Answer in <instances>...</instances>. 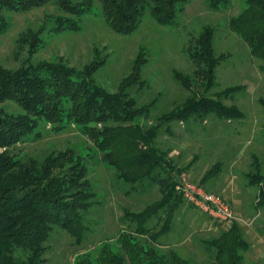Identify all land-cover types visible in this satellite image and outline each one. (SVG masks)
<instances>
[{
  "label": "trees",
  "instance_id": "1",
  "mask_svg": "<svg viewBox=\"0 0 264 264\" xmlns=\"http://www.w3.org/2000/svg\"><path fill=\"white\" fill-rule=\"evenodd\" d=\"M190 1L99 0V14L115 33L130 35L139 29L147 15L161 25L178 28V16L185 12ZM231 3V0H206L207 7L214 11L229 9ZM47 4L56 5L62 13L51 21L53 34L81 31L83 17L92 13L94 7L93 0H0V35L11 28L6 13L29 12ZM229 26L246 41L251 55L264 63V0H246ZM43 33L41 27L17 39L18 54L20 48L29 47L30 58L22 68L11 71L0 65V264H47L46 243L56 227L68 232L75 245H82L92 226L89 215L95 192L89 171L92 161H96L94 155H100L101 162L115 171L117 180L131 185L132 191L149 181L159 187L162 198L141 212H126L122 223L130 225L122 228L116 239L119 251L105 244L77 264H190L178 253L157 246L172 231L175 213L186 201L175 189L174 174L180 169L174 168L168 154L155 141L163 125L178 120H206L210 115L230 121L244 118L235 105L224 103L240 87L212 94L217 85V68L226 58L216 53V30L205 26L186 49L197 67L195 75L174 76L188 90L193 84H200L203 94L197 97L195 94L196 98H189L183 107L163 114L158 118L159 125L150 128L139 121L152 116L155 102L140 106L130 92L135 87L138 90L147 87L141 76L149 61L145 51H140L132 72L121 81L118 90L109 92L94 79L107 62L98 51L94 60L82 69L63 59L33 64L30 59L42 47ZM7 103L16 104L21 111H8ZM260 104L264 108V99ZM45 124L54 133L77 129L90 141L91 153L84 156L68 148L37 159L11 152L20 143L40 138V129ZM161 214L163 225L156 230L151 223ZM208 248L214 251L210 264H239L242 260L239 252L248 249V244L234 224L211 240Z\"/></svg>",
  "mask_w": 264,
  "mask_h": 264
},
{
  "label": "rangeland",
  "instance_id": "2",
  "mask_svg": "<svg viewBox=\"0 0 264 264\" xmlns=\"http://www.w3.org/2000/svg\"><path fill=\"white\" fill-rule=\"evenodd\" d=\"M245 1L231 0L229 9L214 11L207 7L206 0H191L185 12L178 16V28L161 25L147 15L139 29L130 35L117 34L110 28L99 14V0H93L92 13L83 17L81 31L50 33L52 19L62 13L56 5L47 4L29 12L6 13L11 28L0 35V65L11 71L22 68L30 58L28 46L17 53V39L29 30L38 31L41 27L44 28L43 45L31 56L33 64L63 59L82 69L94 60L98 51L100 58L106 57L107 62L94 79L109 92L118 90L121 81L132 72L140 51H145L149 61L141 76L147 81V87L141 90L135 87L130 92L140 106L155 102L152 116L139 121L143 127L150 128L159 125L158 118L163 114L181 108L189 98L203 94L200 84H193L188 90L174 76L176 73L195 75L197 67L186 49L205 26L216 30V53L226 58L217 68V85L212 94L240 87L233 98L224 103L235 105L244 113V118L230 121L210 115L206 120H178L163 125L155 141L168 154L174 168L180 169L174 174L179 195L182 196L177 183L185 175L188 182L224 198L234 212L232 221L222 222L187 202L180 206L172 231L163 236L157 246L163 251L178 253L190 264H210L214 251L208 248V243L234 224L248 244V249L239 252L242 258L239 264H264V108L260 104L264 99V63L251 56L246 41L229 26L230 20L241 13ZM5 108L15 113L21 111L14 103H7ZM40 131V138L20 143L11 152L37 159L68 148L84 156L91 153L88 138L73 127L54 133L45 124ZM94 156L96 161H92L89 171L95 192L94 207L89 215L91 232L82 245L77 246L68 232L54 228L46 243L47 264H77L79 259L94 255L105 244L113 251H119L116 239L122 228L130 225L122 223L126 212H141L162 198L159 187L149 181L132 191L131 185L117 180L115 171L101 162L100 155ZM211 170L212 175L209 174ZM232 177L234 181H231ZM233 197L239 201L235 202ZM161 218L164 214L151 223L156 230L163 225Z\"/></svg>",
  "mask_w": 264,
  "mask_h": 264
},
{
  "label": "built area",
  "instance_id": "3",
  "mask_svg": "<svg viewBox=\"0 0 264 264\" xmlns=\"http://www.w3.org/2000/svg\"><path fill=\"white\" fill-rule=\"evenodd\" d=\"M180 178L177 189L188 204L214 220L230 222L234 219V212L224 198L188 182L185 175Z\"/></svg>",
  "mask_w": 264,
  "mask_h": 264
},
{
  "label": "crops",
  "instance_id": "4",
  "mask_svg": "<svg viewBox=\"0 0 264 264\" xmlns=\"http://www.w3.org/2000/svg\"><path fill=\"white\" fill-rule=\"evenodd\" d=\"M250 53H251V52H250ZM251 56H252V55H251ZM262 70H263V69H262ZM226 151H227V150H226ZM239 156H241V153L239 154ZM239 156H237V157H239ZM234 163H235V161H234ZM230 179H231V181H234V180H235V178H233V177L230 178ZM231 181H230V182H231ZM233 198H234L233 200H234L235 202H236V201H239L238 199L235 200V197H233Z\"/></svg>",
  "mask_w": 264,
  "mask_h": 264
}]
</instances>
